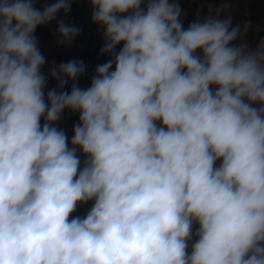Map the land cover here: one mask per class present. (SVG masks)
<instances>
[{"label":"clouds","instance_id":"clouds-1","mask_svg":"<svg viewBox=\"0 0 264 264\" xmlns=\"http://www.w3.org/2000/svg\"><path fill=\"white\" fill-rule=\"evenodd\" d=\"M72 2L0 0V264H264V41L185 29L174 0H89L111 58L87 89L60 64L45 94L34 33ZM81 31L61 21L59 43Z\"/></svg>","mask_w":264,"mask_h":264},{"label":"rangeland","instance_id":"rangeland-1","mask_svg":"<svg viewBox=\"0 0 264 264\" xmlns=\"http://www.w3.org/2000/svg\"><path fill=\"white\" fill-rule=\"evenodd\" d=\"M56 2L57 0H33L34 7L40 10ZM174 2L178 3L181 8L179 19L185 29L192 22H201L207 17L222 20L230 18L231 27L241 29V34L237 41L233 42L234 44L243 42L247 46V50L254 51L264 41V0H174ZM92 11L89 0H73L67 16L61 10L52 22L36 29L34 35L37 37L38 46L45 57V64L41 68V74L47 80L45 94L48 90L57 88L58 81L52 77L51 72L60 64L73 59L82 60L86 66L85 69H87L91 62L97 67L111 58L107 53L101 54V48L105 44L103 28L91 22ZM61 21L74 24L82 30L81 34L71 43H59L61 37L57 32V26ZM245 26H247L246 31H244ZM120 47L122 45H118L117 50ZM197 53L202 57L203 54L200 50H197ZM114 68L115 65L112 70ZM73 83L74 81H68L64 90L70 92ZM256 107H259V104H256ZM78 122L79 113L65 109L61 119L52 125L57 129L64 130L69 148L72 147L73 127ZM43 123L44 120H41V125ZM76 154L81 160L82 167L87 157L82 154V150L79 148H77ZM93 203L94 201H89L85 204H78L76 211L69 219L75 216H86ZM193 227L197 230L198 225L194 223Z\"/></svg>","mask_w":264,"mask_h":264},{"label":"built area","instance_id":"built-area-1","mask_svg":"<svg viewBox=\"0 0 264 264\" xmlns=\"http://www.w3.org/2000/svg\"><path fill=\"white\" fill-rule=\"evenodd\" d=\"M94 65L95 64L91 62L87 66V69H85V72L83 73V75H81L80 77H78L77 81H75L81 89H87L90 86L91 79L95 75V69H96V67ZM213 90H215V89L213 88ZM254 106H256V105H254ZM221 162L222 161H217L215 166L218 167ZM195 231L196 230L193 227V237H192V240L189 243V248H188V252H190V253H191V244L194 243L195 242V239H196V237L194 235L195 234Z\"/></svg>","mask_w":264,"mask_h":264},{"label":"crops","instance_id":"crops-1","mask_svg":"<svg viewBox=\"0 0 264 264\" xmlns=\"http://www.w3.org/2000/svg\"><path fill=\"white\" fill-rule=\"evenodd\" d=\"M197 55H199L198 53H196ZM159 124V122H157Z\"/></svg>","mask_w":264,"mask_h":264},{"label":"trees","instance_id":"trees-1","mask_svg":"<svg viewBox=\"0 0 264 264\" xmlns=\"http://www.w3.org/2000/svg\"><path fill=\"white\" fill-rule=\"evenodd\" d=\"M41 120H43V118Z\"/></svg>","mask_w":264,"mask_h":264}]
</instances>
